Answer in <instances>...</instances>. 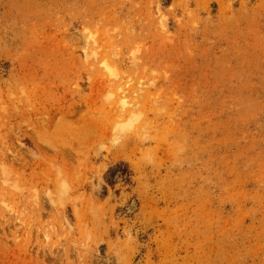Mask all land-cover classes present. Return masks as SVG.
<instances>
[{
    "label": "rangeland",
    "instance_id": "rangeland-1",
    "mask_svg": "<svg viewBox=\"0 0 264 264\" xmlns=\"http://www.w3.org/2000/svg\"><path fill=\"white\" fill-rule=\"evenodd\" d=\"M0 264H264V0H0Z\"/></svg>",
    "mask_w": 264,
    "mask_h": 264
}]
</instances>
